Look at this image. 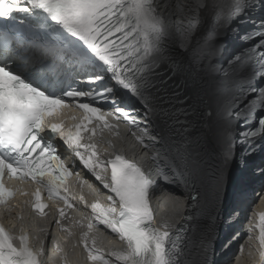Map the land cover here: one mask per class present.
I'll return each instance as SVG.
<instances>
[{"label":"snow or ice","instance_id":"6c2138e0","mask_svg":"<svg viewBox=\"0 0 264 264\" xmlns=\"http://www.w3.org/2000/svg\"><path fill=\"white\" fill-rule=\"evenodd\" d=\"M168 7V0H0V206L16 195L4 184L7 176L37 185L34 209L41 214L48 207L41 202L42 192L73 207L60 193L67 191L64 183L74 173L58 149H74L75 157L109 193L107 205H90L96 224L88 225L89 233L103 226L124 246L112 251L114 260L108 259L96 239L89 243L85 233L83 247L92 264H184L185 225L157 222L151 200L159 185L152 173L119 153L101 159L97 144L91 142L98 128L113 127L108 116L131 125L133 135L143 126L141 121L159 120L168 132L167 156L163 164L159 154L152 159L163 182L190 186L189 208L199 203L196 182L202 180L203 169L189 150L187 136L193 105L186 80L175 79L184 65L169 48L171 31L163 14ZM256 7H264V0H195L187 11H203L187 23L195 33L201 21L223 26ZM215 34L210 32L209 38ZM212 81L210 95L218 108L229 104L236 81L215 77ZM65 108L84 113L74 130L65 131L52 122ZM232 108L228 111L234 118L248 116V103ZM205 115L211 118L214 113L209 110ZM46 129L48 135H42ZM259 133H264V120L260 129L245 135L254 140ZM57 136L62 145L56 143ZM154 140L140 138V143L147 149L155 147ZM233 147L229 142L223 165L231 162ZM260 171L264 174V168ZM223 176V168H218V185ZM59 215L62 219L65 210L60 209ZM183 219L187 223L193 217L189 213ZM255 229L264 249V213L249 230ZM42 254V247L38 254L30 246L27 234L17 237L0 223V264H41ZM260 256L264 261V251Z\"/></svg>","mask_w":264,"mask_h":264},{"label":"bare ground","instance_id":"6f19581e","mask_svg":"<svg viewBox=\"0 0 264 264\" xmlns=\"http://www.w3.org/2000/svg\"><path fill=\"white\" fill-rule=\"evenodd\" d=\"M193 3H195V0H168L169 7L164 9V12L173 20V23L180 30L183 49L185 51H191L196 59L195 73L198 75L201 74L204 81L203 86L198 92V98L202 102L201 106L205 113L209 110L214 113L211 118L205 115L206 119L203 121V125L210 124L211 127H207L204 130L202 137L199 136V142L196 146L197 152L194 154V158L201 161L200 167L203 169V176L201 181L196 182V192L199 194V203L195 208L193 219L189 222L188 235L183 254L184 264H210V253L211 250H213L212 243L216 244L214 238L218 233L219 228H224L223 224H226V221L223 223L221 219L224 216L225 206L228 203L227 198L232 196L233 183L237 177H239L238 173L235 171V164L237 162L236 160H238L239 154L242 153V149L238 150L239 148L236 144L237 137L234 127L237 118L229 115L228 110L235 105V107L232 108V110L235 111L237 108L242 107L244 103H248V108L245 109V111L250 108V95L248 93V87L250 85L248 79L251 61L249 58L239 57L238 53H231L226 61L220 60L218 43L214 37H204L203 39H199L197 26L195 33H192L191 25L187 23V20L191 19L193 15L197 16L198 10L195 13H192L187 11V8L188 5ZM172 5H175V7H172ZM181 19L184 20L183 23H181ZM213 77L223 80H235L237 84L232 90L233 98L231 102L220 108H218L217 103L210 95V90L213 87ZM261 98L264 100V92L262 93ZM260 107L261 105L252 110L257 111ZM217 112H219L218 115H216ZM146 142L149 141L146 140ZM229 142H232L234 145V156L229 164L223 165V153L226 151ZM138 148L139 150L142 149L144 151V160L147 163V166L150 167L154 177L158 176L159 184L168 191L180 195L183 198L184 205H187L191 199L190 190H188L186 185L182 182H163L160 169L157 168V163L152 159L154 155L159 154L160 163L163 164L164 158L166 157L164 148L158 147L156 144L155 147H149L147 149L142 144L138 146ZM251 150L252 148L247 147L244 151L248 154ZM218 168H223L224 172L223 181L219 185L215 179ZM165 171H168V169L165 168ZM186 192L189 197L185 195ZM171 197H174L175 200H168L169 206H166L168 212L167 219L173 218L177 210L176 206L180 205L176 196ZM162 208H165L164 203L162 204ZM166 210L161 209L159 211L158 219L165 216ZM235 223L237 224L238 221H235ZM247 225L249 227L252 226L250 223ZM244 227H246V224H243L240 233ZM78 229L79 228L72 227L71 234L66 233L64 235V237L68 239L67 242H62L61 239L57 241L55 251L51 253V258L55 257L52 258V264H92L90 259L85 255L83 256V252L80 251L83 240H80L77 236ZM235 233L236 232H234L225 242L230 241ZM113 236L116 239H110V237L112 238ZM247 236L256 237L258 242V236L256 233H254V235H248L247 233L243 237L242 242ZM71 237H73L74 240H70ZM92 238L96 239L97 247L100 249L103 247L105 251L110 253V255L113 250L120 251L123 249L121 248L123 244L114 234L108 236V239L106 238L105 240L100 238L99 235L96 236V234L91 235V239ZM250 240H252L251 244H253L254 239L251 238ZM241 243L240 245L238 244V248L241 247V249H243L244 246H241ZM74 250L77 252V255L70 254V252L72 253ZM221 250L222 247L219 249V252H221ZM234 250L233 253L236 254L237 252ZM59 255L60 260L57 262L56 259ZM216 256L217 254H215V260L217 258ZM227 256L228 255L223 257L219 256L222 258L220 264H223V262L226 261ZM246 257H248L249 261L252 260L251 250H248L244 257L237 258V262L234 264H248L244 261ZM258 258L253 261L254 264L259 263Z\"/></svg>","mask_w":264,"mask_h":264},{"label":"rangeland","instance_id":"374dc122","mask_svg":"<svg viewBox=\"0 0 264 264\" xmlns=\"http://www.w3.org/2000/svg\"><path fill=\"white\" fill-rule=\"evenodd\" d=\"M171 192V191H170ZM172 196H176L177 198H178V201H179V203H180V205H184V202H183V198L180 196V195H178V194H176V193H173L172 194ZM82 211V210H81ZM84 213H85V211H83ZM34 224H37L36 222L34 223ZM249 237L250 236H247L246 238H245V240L242 242V240H241V246L243 245L244 246V248L243 249H241V247H239L240 248V250L239 249H236V250H234L235 252H237L236 254L234 253L232 256H231V254L229 255V259L227 260L228 262H226V261H224L223 262V264H234L235 262H237V258H242V257H244L245 256V253L246 252H248V250H251V252H252V260L251 261H249V259H248V257H246L245 259H244V261L246 262V263H248V264H254L253 263V261L254 260H256L257 258H258V255H259V251H260V245L258 244V242H257V238L255 237H252L253 239H254V241H253V244H251V242H252V240H250L249 239ZM90 238H91V236H90ZM108 239V237H105V239ZM110 239H116L114 236L111 238L110 237ZM82 246H83V241H82ZM227 246H228V244L227 245H225V247H223V251L227 248ZM106 247V246H105ZM97 248H99V247H97ZM121 248H123V246L121 247ZM56 249H57V247H56ZM76 249V248H75ZM100 249V248H99ZM80 250H81V247H80ZM103 253H104V255H105V258H108V259H113L114 260V257L112 258L111 257V255H110V253L108 252V251H105V249L102 247V249H100ZM238 250V251H237ZM70 254H72V255H77V252H75V250L71 253L70 252ZM84 254H85V256L88 258V254H87V252L85 251V249H84ZM61 255V254H60ZM60 255L58 256V258L56 259V261L58 262L59 260H60ZM52 258H54V257H52ZM51 262H50V264H52V260H50ZM226 262V263H225Z\"/></svg>","mask_w":264,"mask_h":264}]
</instances>
